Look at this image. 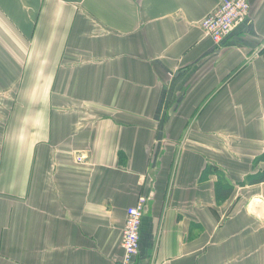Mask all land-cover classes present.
<instances>
[{"label":"crops","instance_id":"obj_1","mask_svg":"<svg viewBox=\"0 0 264 264\" xmlns=\"http://www.w3.org/2000/svg\"><path fill=\"white\" fill-rule=\"evenodd\" d=\"M249 1L217 43L222 0H0V264H120L141 194L136 264H264Z\"/></svg>","mask_w":264,"mask_h":264},{"label":"built area","instance_id":"obj_2","mask_svg":"<svg viewBox=\"0 0 264 264\" xmlns=\"http://www.w3.org/2000/svg\"><path fill=\"white\" fill-rule=\"evenodd\" d=\"M249 0H223L220 7L208 15L202 23L205 33L216 42H221L237 24L247 19ZM81 161L82 158H79ZM146 195H140L137 202L128 208L123 230V256L120 264H136L140 252V232L145 208Z\"/></svg>","mask_w":264,"mask_h":264},{"label":"rangeland","instance_id":"obj_3","mask_svg":"<svg viewBox=\"0 0 264 264\" xmlns=\"http://www.w3.org/2000/svg\"><path fill=\"white\" fill-rule=\"evenodd\" d=\"M249 12H250V7H249ZM249 12H248V15H249ZM244 21H245V19L243 20V22H244ZM237 25H239V24H237ZM237 25H236V26H237ZM236 26H235V27H236ZM234 29H235V28H234ZM234 29H233V30H234ZM147 203H148V202H147ZM146 211H147V205H146V208H145V212H146Z\"/></svg>","mask_w":264,"mask_h":264},{"label":"trees","instance_id":"obj_4","mask_svg":"<svg viewBox=\"0 0 264 264\" xmlns=\"http://www.w3.org/2000/svg\"><path fill=\"white\" fill-rule=\"evenodd\" d=\"M227 191V190H226Z\"/></svg>","mask_w":264,"mask_h":264}]
</instances>
